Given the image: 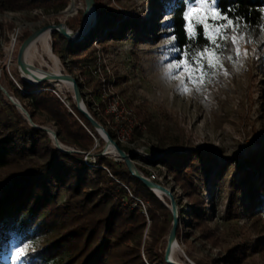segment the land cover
I'll use <instances>...</instances> for the list:
<instances>
[{
  "label": "rangeland",
  "instance_id": "obj_1",
  "mask_svg": "<svg viewBox=\"0 0 264 264\" xmlns=\"http://www.w3.org/2000/svg\"><path fill=\"white\" fill-rule=\"evenodd\" d=\"M60 1L65 5L58 10L44 6L12 10L0 0L4 7L0 8V86L13 99H16L14 90L24 97L34 86L23 78L17 66L18 51L27 36L51 24H65L72 32L80 27L81 21L73 26L75 30L70 29L67 20L84 12L85 1ZM93 1L108 21L104 32L117 33L118 38L106 36L103 40H95L96 52L91 56L80 55L84 62L77 61L74 44L65 38L58 52L53 54L59 60L61 74L79 78L83 68L86 76L102 79L106 90L104 97L110 98L103 115L98 112L99 125H107L103 116L114 113L116 120L124 122L117 128L115 142H119L127 154H132L137 170L146 176L156 174V183L174 189L180 236L176 240L177 248L171 251V258L181 263L227 264L223 260L226 244L212 246L200 239L199 232L192 228L186 214L187 197L166 169L156 163L162 155L160 150L203 153L202 160L193 163L194 172H188L186 176L198 186L204 202L213 206L209 226L227 243L237 245L238 253L245 255L241 264H264V212L257 221L240 214L234 217L227 214L229 180L239 178L248 168L243 165L236 170L231 165L220 173L221 166L232 161L243 162L249 154L264 148V39L258 42L259 38L240 24L219 15L215 0H194L187 4L186 31L192 36L195 28L201 26L211 46L202 53L189 54L175 47L168 27L174 0ZM67 8L71 16L66 19L61 12ZM95 21L84 41L98 32V20ZM123 24L129 28L120 32ZM52 40L50 34L51 50ZM37 49L39 55L32 63L41 72L49 73L52 61L40 45ZM82 79L86 82L83 76ZM48 86L60 92L66 105V97L73 99L72 88L56 86L53 82L35 85V91ZM1 88L0 122L5 118L15 122L12 103ZM92 90L89 83H84L82 93L91 102ZM18 101L28 105V99ZM93 106L96 108L95 104ZM132 107L136 108L137 115L133 114ZM34 119L38 123L31 119L35 126L56 133L45 115L34 113ZM28 124L34 127L29 121ZM135 125H138L139 135L134 134L133 141L131 129ZM101 140V143L95 141L96 149L87 152L89 159L85 161L84 155L83 161L95 166L94 157L100 153L120 162L118 155L106 150V142ZM51 142L55 147L52 139ZM67 148L78 152L72 147ZM219 174L220 179L225 180L222 191H218ZM2 177L0 172V182ZM202 183L205 187L201 190ZM65 198L62 193L58 203H63ZM133 200L137 204L131 203L130 209L140 208L145 213V204ZM38 241V238H27L25 242L14 237L0 264H25L24 257ZM164 246V242L160 244V248Z\"/></svg>",
  "mask_w": 264,
  "mask_h": 264
},
{
  "label": "trees",
  "instance_id": "obj_2",
  "mask_svg": "<svg viewBox=\"0 0 264 264\" xmlns=\"http://www.w3.org/2000/svg\"><path fill=\"white\" fill-rule=\"evenodd\" d=\"M192 1L174 0L168 27L178 50L197 54L209 49L211 43L201 26L195 28L192 36L186 31L185 13L187 4ZM4 2L12 10L40 6L58 10L65 5L60 0ZM94 7L98 32L73 45L77 61H85L79 58L82 54L91 56L96 52L95 40H103L106 36L118 38L117 33L104 32L108 21L95 2ZM0 8L4 7L0 4ZM215 8L219 15L257 36L258 42L264 39V0H215ZM82 14L77 13L67 20L70 29L75 30L73 26L80 23ZM127 26L123 24L120 32L128 29ZM51 35L52 51L56 53L64 38L56 32ZM259 44L263 46V43ZM83 70L79 71L81 78L75 79L88 113L100 123L98 112L103 115L110 96L104 97L106 90L102 79L94 80ZM84 83L93 88L92 102L82 93ZM35 90L36 87L31 86L24 97L14 90V97L21 102L28 99V105L22 103V106L29 110L32 121L38 124L34 113L45 115L47 122L55 127L59 143L78 152H62L54 147L44 130L30 126L10 104L16 121L5 118L0 122V172L3 175L0 182V259L15 237L25 242L27 238L39 240L24 257L25 264H167L164 251L173 220L168 198L156 197L129 172L123 161L116 162L98 153L94 157L95 166L86 164L82 152L96 149V140L102 142L90 121L77 109L73 99L66 97V105L51 91ZM131 110L137 115L136 108ZM103 118L107 123L104 130L116 141L117 128L124 122L116 120L114 113ZM131 132L134 141V134L139 135L138 125ZM116 143L128 153L119 142ZM159 152L162 155L156 163L166 169L187 197L186 214L200 239L215 247L226 244L224 262L241 264L245 255L238 253L237 245L227 243L209 226L213 206L204 202L198 186L186 176V173L194 172L193 163L202 160L203 153ZM231 165L236 170L245 165L248 170L239 178L229 180L227 214L232 217L240 214L257 221L264 212V148L249 154L243 162L232 161L221 166L220 173ZM221 174L217 178L218 191L225 188ZM200 187L202 190L205 184ZM242 191L243 196L239 197ZM129 192L145 204V213L140 208L130 209L134 200ZM62 193L66 198L59 204ZM179 236L178 227L176 240ZM163 242L165 246L160 248Z\"/></svg>",
  "mask_w": 264,
  "mask_h": 264
},
{
  "label": "water",
  "instance_id": "obj_3",
  "mask_svg": "<svg viewBox=\"0 0 264 264\" xmlns=\"http://www.w3.org/2000/svg\"><path fill=\"white\" fill-rule=\"evenodd\" d=\"M85 1V10L82 14V20H81V23H80V27L79 29L77 30V34L81 33L83 31V19L84 17L86 16L87 14V11L89 8H93L95 10V7H94V1L93 0H84ZM67 26L65 24H51V25H48V26H44L40 29H38L37 31H35L34 33H32V35H30L24 42L23 44L21 45V47L19 48V51H18V56H17V63L18 64H21L22 63V53H23V50H24V47L25 45L33 38L35 37L36 35L42 33L43 31H45L46 29L48 28H52L53 29V33L56 32L58 34H60L63 38H65L69 43H73V44H78L80 43V39L79 38H75L73 39L70 34L67 32V30L65 29ZM60 28V29H59ZM89 34V32H88ZM87 34V35H88ZM54 78H56L57 80H60V79H64V80H67V81H70L72 83V91H73V94H72V98L76 104V107L77 109L87 117V119L90 121L91 125L93 126V128L95 129V131L97 132V134L100 136V138H102L103 140H105L106 142V150H107V147L109 145L113 146L116 154L118 155V157L120 158V161H123L127 167V169L129 170V172L135 177L137 178L140 182H142L156 197L160 198L158 194H156V192H154V189H160L162 192H163V196L167 197L168 200H169V206L168 208L171 210V214H172V226H171V229H170V232H169V235L167 237V242H166V246H165V251H164V254H165V262L167 264H192L190 262H187V263H181V262H177V261H174L172 258H171V251H172V248H173V243H176V232H177V229L179 227V212H178V208H177V204H176V198H175V195H174V189H168L167 187L165 186H162L150 179H148L147 177L143 176L141 174V172H139L137 170V168L135 167L133 161H132V154H127L125 151H123L119 146L118 144L108 135V133L104 130L103 127H101L99 125L98 122H96L92 117L91 115L88 113L87 111V108L85 107V104L83 102V98H82V94H81V91L79 89V86L76 82V79L67 75V74H60L59 76H55ZM41 81V80H39ZM35 86V85H34ZM1 88V86H0ZM1 90L7 95L9 101L12 103L13 106H15V108L24 116L25 115V119L27 121L30 122V124H32L35 128H39V129H42L44 131H46L51 139L53 140L54 142V145L57 149H59L60 151L62 152H76V151H73V150H69L67 147L66 148H62V145L59 143V141L57 140V136H56V133L53 132V131H48L47 129L45 128H42V127H38V126H35L32 121H31V115L23 108V106L21 105V103L17 100V102H15L13 100V98L4 90L1 88ZM23 113H22V112ZM104 134V137L101 135V132ZM161 199V198H160Z\"/></svg>",
  "mask_w": 264,
  "mask_h": 264
},
{
  "label": "bare ground",
  "instance_id": "obj_4",
  "mask_svg": "<svg viewBox=\"0 0 264 264\" xmlns=\"http://www.w3.org/2000/svg\"><path fill=\"white\" fill-rule=\"evenodd\" d=\"M96 13L95 10L91 7L88 9L86 16L83 19V31L79 34L76 32H72L67 27L65 28L67 32L70 34V36L73 39H80V42L84 41V38L87 37L88 32L91 29V25L96 23ZM93 20L92 23H90ZM95 27V26H94ZM60 29V28H59ZM52 28H48L42 33L36 35L33 37L24 47L23 53H22V63L18 64L17 66L23 75V78L30 84L38 85L43 82H53L57 85H65L69 87L70 89L72 88V83L70 81L60 79L57 80L54 78L55 76H59L61 74L60 68H59V60L58 58L53 54L51 50V46L49 44L50 40V34L53 32ZM38 45L42 48L44 53L50 58L52 61V66L49 67V73L46 72L43 73L41 70L37 69L33 63L32 59H34L38 54ZM41 80V81H39ZM15 102H17L16 99H13ZM22 112V111H21ZM23 113V112H22ZM101 132V131H100ZM101 135L104 137V134L101 132ZM62 148H65V146L62 145ZM107 149L114 154H116L113 146L109 145ZM154 192L159 195L161 199H163V192L160 189H154ZM177 248V243H173V248L172 251Z\"/></svg>",
  "mask_w": 264,
  "mask_h": 264
},
{
  "label": "built area",
  "instance_id": "obj_5",
  "mask_svg": "<svg viewBox=\"0 0 264 264\" xmlns=\"http://www.w3.org/2000/svg\"><path fill=\"white\" fill-rule=\"evenodd\" d=\"M68 9L69 8H67V9H65V10H63L61 13H62V15L67 19V17L68 16H71V14L68 12ZM15 42H16V38L15 39H13V44H15ZM46 90H48V91H51L53 94H55L62 102H64V99L62 98V96H61V94H60V92H58V91H56L54 88H46ZM65 103V102H64ZM74 151V150H73ZM82 154H84L85 155V161L86 160H88L89 159V153H85V152H82ZM142 174V173H141ZM143 175V174H142ZM144 176V175H143ZM145 177H147L148 179H150V180H152V181H156L155 179H157V175L156 174H154V176H145ZM129 195L133 198V199H135V201L136 202H140V200H138L137 198H135V197H133L132 195H131V193L129 192ZM134 204H136V203H134Z\"/></svg>",
  "mask_w": 264,
  "mask_h": 264
}]
</instances>
